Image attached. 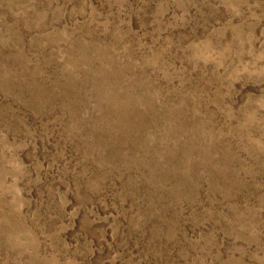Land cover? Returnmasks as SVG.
<instances>
[{"label":"rangeland","instance_id":"1","mask_svg":"<svg viewBox=\"0 0 264 264\" xmlns=\"http://www.w3.org/2000/svg\"><path fill=\"white\" fill-rule=\"evenodd\" d=\"M0 264H264V0H0Z\"/></svg>","mask_w":264,"mask_h":264}]
</instances>
